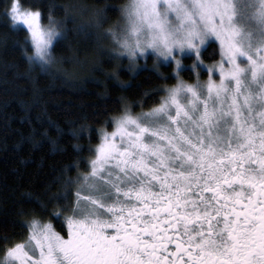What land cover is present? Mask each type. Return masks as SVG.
Segmentation results:
<instances>
[{
	"label": "snow or ice",
	"instance_id": "1",
	"mask_svg": "<svg viewBox=\"0 0 264 264\" xmlns=\"http://www.w3.org/2000/svg\"><path fill=\"white\" fill-rule=\"evenodd\" d=\"M57 11L7 0L2 13L45 73L69 25L86 31L84 6ZM120 14L109 59L126 57L132 72L140 59L157 73L174 63L165 80L175 83L153 90L161 98L148 111L137 101L135 115L120 98L87 168L64 169L38 202L41 213L54 205L49 220L34 210L23 240L0 237V264H264V0H130ZM93 17L89 27H103L104 11ZM211 41L220 59L206 65Z\"/></svg>",
	"mask_w": 264,
	"mask_h": 264
},
{
	"label": "trees",
	"instance_id": "2",
	"mask_svg": "<svg viewBox=\"0 0 264 264\" xmlns=\"http://www.w3.org/2000/svg\"><path fill=\"white\" fill-rule=\"evenodd\" d=\"M23 2L42 4L45 10L48 4H55L58 18L65 6L82 5L85 11H77L76 19L86 31L78 32L69 25L67 39L56 48L58 64L48 73L41 72L28 64L19 44L25 33L9 27L10 22L2 15L7 0H0V237L7 235L17 242L26 237L24 220L31 218L34 210L45 222L49 220L54 205L49 203L47 212L41 213L37 204L48 201L51 193L46 190L62 171L71 168L75 177L77 163L81 172L87 168L89 150L98 146L101 128L111 130L110 121L119 111L120 98L129 100L135 115L141 111L137 101L144 100L143 111H148L161 98L151 95L153 90L175 83L174 79L165 80L172 75L173 65H162L157 73L153 59H140L132 72L127 59L121 58L119 63L109 59L114 47L109 31L116 30L122 21L120 9L129 0ZM101 9L105 13L103 27H89L93 12ZM210 43L204 52L207 65L220 56L218 46ZM182 62L189 69L182 78L193 83L195 76L189 67L193 60L184 58ZM114 71L119 82L112 76ZM145 92L150 95L144 96ZM56 190L52 187V192ZM52 222L59 227V221Z\"/></svg>",
	"mask_w": 264,
	"mask_h": 264
},
{
	"label": "rangeland",
	"instance_id": "3",
	"mask_svg": "<svg viewBox=\"0 0 264 264\" xmlns=\"http://www.w3.org/2000/svg\"><path fill=\"white\" fill-rule=\"evenodd\" d=\"M129 2H130V0H129ZM122 27V21L118 24V26L116 27V30H114V31H119L120 30V28ZM211 42H213V43H215L217 46H218V49H219V45L215 42V41H211ZM122 58H125V59H127L126 57H122ZM219 59H220V56H219ZM128 60V59H127ZM173 65V68H175V64L173 63L172 64ZM207 65V64H206ZM212 65V64H211ZM138 67V66H137ZM189 67H191V65H189ZM205 73H206V76L203 78V76L201 75V78H203V81H206L207 79H208V74H207V71L205 70L204 71ZM194 76H195V73H194ZM218 78V77H217ZM195 79H196V76H195ZM195 79H194V82H195ZM186 81V80H185ZM186 82H189V81H186ZM193 82V83H194ZM189 83H192V82H189ZM114 130V128H113V126H112V128H111V130H107V132H109V133H111L112 131ZM100 143V142H99ZM95 150V149H94Z\"/></svg>",
	"mask_w": 264,
	"mask_h": 264
}]
</instances>
